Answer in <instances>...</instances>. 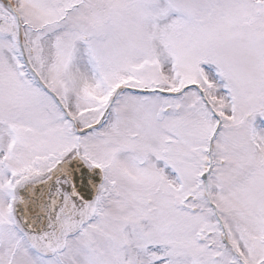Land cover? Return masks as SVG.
Masks as SVG:
<instances>
[{"label": "snow or ice", "instance_id": "snow-or-ice-1", "mask_svg": "<svg viewBox=\"0 0 264 264\" xmlns=\"http://www.w3.org/2000/svg\"><path fill=\"white\" fill-rule=\"evenodd\" d=\"M0 264H264V0H0Z\"/></svg>", "mask_w": 264, "mask_h": 264}]
</instances>
